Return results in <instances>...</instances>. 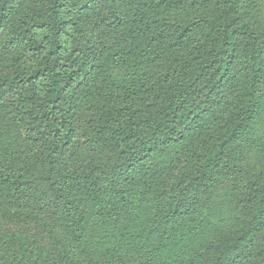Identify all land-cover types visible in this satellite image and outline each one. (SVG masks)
I'll return each instance as SVG.
<instances>
[{"label":"trees","instance_id":"16d2710c","mask_svg":"<svg viewBox=\"0 0 264 264\" xmlns=\"http://www.w3.org/2000/svg\"><path fill=\"white\" fill-rule=\"evenodd\" d=\"M1 222L0 264H264V0H0Z\"/></svg>","mask_w":264,"mask_h":264},{"label":"rangeland","instance_id":"374dc122","mask_svg":"<svg viewBox=\"0 0 264 264\" xmlns=\"http://www.w3.org/2000/svg\"><path fill=\"white\" fill-rule=\"evenodd\" d=\"M0 225H1V226H4V227H7V228H8V227H9V228H15V227H16V226H14L12 223H8V222H1ZM30 229H31L30 231L33 232V233H34V232H37L36 228H35L34 226H32V225H30ZM35 234H36V233H35Z\"/></svg>","mask_w":264,"mask_h":264}]
</instances>
